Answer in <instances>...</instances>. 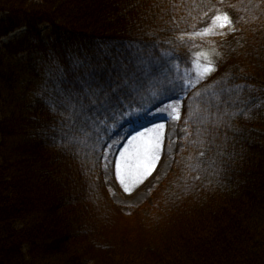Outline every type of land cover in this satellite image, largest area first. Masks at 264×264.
I'll return each mask as SVG.
<instances>
[{"label": "trees", "instance_id": "trees-1", "mask_svg": "<svg viewBox=\"0 0 264 264\" xmlns=\"http://www.w3.org/2000/svg\"><path fill=\"white\" fill-rule=\"evenodd\" d=\"M217 13L234 30L197 82L195 36ZM0 14V39L25 28L15 43L41 59L0 58V264H264V0H0ZM168 104L187 127L172 171L150 203L114 204L98 178L111 128Z\"/></svg>", "mask_w": 264, "mask_h": 264}, {"label": "rangeland", "instance_id": "rangeland-1", "mask_svg": "<svg viewBox=\"0 0 264 264\" xmlns=\"http://www.w3.org/2000/svg\"><path fill=\"white\" fill-rule=\"evenodd\" d=\"M3 18L4 15L0 14V22ZM21 29L0 39V48L2 45L17 46L13 55L1 54L0 58L6 63L4 71L10 70L8 67L15 63H25L29 58L35 64L41 62L32 49L15 43L27 32L25 28ZM229 29H233L230 21L213 19L209 27L195 36L200 43L193 58L196 79H205L214 73L218 42ZM40 31L45 35L44 27ZM10 75H20L21 78L23 72L17 68L11 70ZM4 104L8 108L14 106L15 99L6 97ZM179 106L168 104L154 112L127 115L125 121L111 128L98 178L103 180L114 204L137 207L150 203L153 190L172 171L175 156L182 148V139L187 135V127L180 123ZM148 165H152L150 172L146 170Z\"/></svg>", "mask_w": 264, "mask_h": 264}, {"label": "snow or ice", "instance_id": "snow-or-ice-1", "mask_svg": "<svg viewBox=\"0 0 264 264\" xmlns=\"http://www.w3.org/2000/svg\"><path fill=\"white\" fill-rule=\"evenodd\" d=\"M216 19H217V20H221V19H223L224 21H227V17H226V16L223 17V18H221V17H216ZM223 26H224V25H223V23H222V24H221V27H223ZM205 71H210V69H205ZM151 167H152V165H148V167L146 168V170L150 172ZM126 190H127V189H126Z\"/></svg>", "mask_w": 264, "mask_h": 264}]
</instances>
